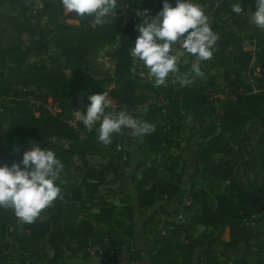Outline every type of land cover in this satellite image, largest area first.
I'll use <instances>...</instances> for the list:
<instances>
[{
    "label": "trees",
    "instance_id": "obj_1",
    "mask_svg": "<svg viewBox=\"0 0 264 264\" xmlns=\"http://www.w3.org/2000/svg\"><path fill=\"white\" fill-rule=\"evenodd\" d=\"M31 1L40 3L33 14L24 0H0V164L18 162L32 146L28 145L31 140L53 150L61 162L76 158L73 170L80 179L57 183L58 197L33 222L20 220L15 264H78L68 257L87 256L94 247H98L96 253L100 249L114 250L115 245L128 251L124 264L142 260L132 243L133 207L126 205L122 212L100 194L108 168L89 162L90 157L108 154L114 148H106L94 130L80 137L85 127L79 120L75 126L70 124L74 114L89 102L90 94L105 90L117 105L133 108L130 115L134 118L154 125V130L141 135V139L147 151L159 155L161 161L141 162L135 180L140 209L149 210L159 200L167 202L180 192L174 181V162H167L164 156L179 146L182 112L191 116L192 127L204 141L196 162L212 176L216 187L224 182L219 191L198 188L188 192L189 200L182 207L189 214L187 222L147 238L150 264H262V255L249 244L255 234L245 223L264 212V175L259 183L247 180L245 185L234 177L236 167L246 163L247 154L254 156L264 171V28L259 34L258 27L250 23L255 0H240V14L231 10L237 0H195L211 17L209 24L218 35L211 59L199 63L221 71V86L212 76L206 85H178L189 63L179 64L178 73H170L163 85L143 80L133 70L135 59L129 50L138 35L140 17L133 9L125 11V23L116 16L128 0H118L115 16L108 17L103 25H95L90 16L65 13L60 0ZM135 1L148 10L149 16L162 7V0ZM34 18H43L44 22L34 23ZM234 26L253 28L259 46L243 49ZM48 43L56 50L53 56H47ZM106 46L111 48L114 70L104 76L83 70L90 63L89 56ZM31 57L37 60L31 61ZM49 97L58 111L45 106ZM32 98L38 99L37 107ZM214 117L219 120V131L213 125ZM4 121L6 130L2 128ZM256 121L262 127L251 140L244 127ZM61 141L67 145H61ZM114 141L121 142L122 138L116 136ZM15 145H22L23 150H13ZM215 154L219 155L216 161ZM157 216V210H151L142 223L147 237L158 224ZM14 218L11 208L0 207V260L3 240L16 234L11 229ZM225 228V240L213 233ZM42 242L52 250L50 257ZM240 245L244 251L229 262L226 250Z\"/></svg>",
    "mask_w": 264,
    "mask_h": 264
},
{
    "label": "rangeland",
    "instance_id": "obj_2",
    "mask_svg": "<svg viewBox=\"0 0 264 264\" xmlns=\"http://www.w3.org/2000/svg\"><path fill=\"white\" fill-rule=\"evenodd\" d=\"M128 2L129 9L144 11L142 7H139L140 5L135 0H128ZM24 3L28 6L29 10H31L32 14L34 11H37L40 8V3L38 1L24 0ZM128 11L130 12V10ZM125 13L126 12H124V14ZM206 15L208 16V22L210 23L211 17L209 14ZM33 22L41 24L44 22V19L34 18ZM68 22L76 23V21L71 20ZM234 30L237 33L243 49L254 50L259 46L256 38L253 37L255 34L253 28L234 26ZM262 31L263 30L258 27L259 34H261ZM46 38H48V36H46L44 40H46ZM100 49L96 50L89 56L90 63L83 66V70L91 74L97 72L98 76H104L105 74L111 73L113 68H111L112 66L109 62L104 61L102 55L99 53ZM179 51L181 52V60L187 56V61L180 64L189 63V67L186 72H184V76H189L191 83L206 85L209 82L210 76H212L214 77L216 84L220 86L223 84L222 78L220 76V70L210 69L207 65H202L199 63V74L193 73L191 70V65L192 63L197 62L195 57L183 53L182 50ZM103 52L105 55L109 53V51L106 50ZM54 54H56L55 48L51 43H48L47 56H53ZM30 60H37V57H31ZM133 70L138 72L143 80L154 84V79L149 76L148 69L144 67L142 62L135 59ZM255 71L257 72V70ZM68 74L70 73L68 72ZM177 84L179 85L180 81H177ZM110 98L116 103L115 99L112 97ZM31 102L34 104V107H37L40 104L38 99L35 98H32ZM46 102L47 105L45 104V106H48L52 112L58 111V107L52 104L51 97H49ZM117 106V110H119L120 107H123L119 105ZM123 108H126L129 114L134 112L133 108ZM35 113L37 115V112ZM1 114L2 113L0 112V116H2ZM180 124L181 128L179 131V146L171 149V151L164 156V160L167 162H174V181L179 186L180 192L167 202H164V199L159 200L149 210H143L137 206L135 197V180L140 175L139 172L141 169V162L144 161L145 164H151L153 161L160 162L161 158L159 155L150 154L147 151V147L143 144L141 136L132 135L130 129H122L119 133H113L111 142L106 144V148H114L112 152L108 154L104 153L102 156H93L89 158V162L94 166L98 167L103 165L108 168L106 182L99 187L100 194H102L104 198L110 203L117 206V208L122 212L124 206L126 205H131L133 207L134 236L132 243L134 248L141 252L142 260L139 262V264H150L148 259L150 251L148 239L158 237L159 234H164L173 229L175 225L187 222L189 214L184 212L182 207L189 200L187 194L190 190L205 188L209 191H219L224 185V182H222L219 187H216V182L212 179V176L203 171V167L196 162V153L204 141L198 135L197 130L192 127L191 116L186 112H182ZM218 124V118L214 117L213 125L215 126L216 131H219L220 129ZM97 127L98 124L94 125L92 130L97 132ZM261 127L262 124L256 121L254 123L247 124L244 127V130L247 136L253 140L257 136V131L261 130ZM2 128L5 130L8 129L6 121L2 123ZM87 131V128H85L84 131H81L80 137H84ZM116 136L122 138V141L115 142L114 140ZM28 145H32L31 140L28 142ZM14 149H17L15 151L19 152L23 150V146L15 145ZM248 149L249 147H247V150ZM218 158L219 155L217 154L213 156L214 161L218 160ZM245 161L246 163H240L236 167L234 177L242 185H245L247 180L259 183L261 177L264 175V171L259 169L258 160L254 156L247 154L245 155ZM61 163L63 167L59 173L56 183L68 184L74 181H79V174L73 170V164L78 163V160L73 158ZM151 210H157L158 224L152 229V232L147 237V235L144 233L142 223L148 217ZM245 225L250 229L251 232L255 234V236L250 239L249 244L252 250L260 252L263 260L262 264H264V212L253 216L245 223ZM11 226V229H13L16 234L3 240V251L1 254L2 260H0V264H15L16 257L19 254L17 250V235L20 232V220L17 217L14 218L12 220ZM201 229V227H198V230ZM213 233L219 235L224 240L227 238L226 228L222 230H213ZM41 246L46 251L47 256L50 257L52 255V250L45 242H42ZM89 250H92V253H89L87 256L84 254L69 256L68 260L78 264H124L128 260V251L120 245H115L114 250L100 249L98 253H96L98 247L90 248ZM226 251L231 257L229 260V262H231L232 259H236L241 255V253L244 251V246L240 245L235 248L227 249Z\"/></svg>",
    "mask_w": 264,
    "mask_h": 264
},
{
    "label": "clouds",
    "instance_id": "obj_3",
    "mask_svg": "<svg viewBox=\"0 0 264 264\" xmlns=\"http://www.w3.org/2000/svg\"><path fill=\"white\" fill-rule=\"evenodd\" d=\"M65 13H75L79 17L90 16L95 25H103L108 17L115 16L120 6L118 0H60ZM235 14L243 9L240 0L231 5ZM147 9L137 11L141 17L136 25L138 35L129 46L130 55L143 63L148 74L154 79V86L165 84L170 73L179 71V64L187 61L180 59L182 50L196 58L191 70L199 74L200 61L209 60L218 35L213 31L204 8L195 0H162V7L154 16L146 15ZM250 23L264 28V0H255ZM178 45V46H177ZM181 84L191 81L180 76ZM89 104L76 118L88 130L97 127L100 142H111L113 133L130 129L134 136H141L154 130V125L137 120L109 97L108 91H99L87 97ZM147 106H145V109ZM17 150V149H13ZM63 165L51 149L38 143L26 149L21 159L11 165L0 164V207L11 208L14 215L24 223L33 222L41 210L51 204L60 193L56 183Z\"/></svg>",
    "mask_w": 264,
    "mask_h": 264
},
{
    "label": "built area",
    "instance_id": "obj_4",
    "mask_svg": "<svg viewBox=\"0 0 264 264\" xmlns=\"http://www.w3.org/2000/svg\"><path fill=\"white\" fill-rule=\"evenodd\" d=\"M127 9H129V6L127 4H125L121 8V12H119V13L116 14V16L118 18H120V20H121L122 23H125V14H124V12ZM134 11H137V10H134ZM110 49L111 48L109 46L103 47V48L100 49L99 53L102 55V58L104 59V61L109 62L111 64V66H112L111 68H113V70H114L115 61L111 58V56L109 55V53H107V55H105L104 52H103L104 50L110 51ZM256 70L258 71V68H256ZM88 104H89V102H86V103H84L82 105V110H81L82 113L86 110ZM76 120H78V119L76 118V113H75L74 114V120H71L70 121V124L73 125V126H75V121ZM61 145L66 146L67 145V142L61 141Z\"/></svg>",
    "mask_w": 264,
    "mask_h": 264
}]
</instances>
